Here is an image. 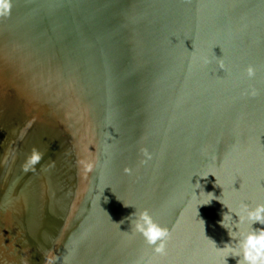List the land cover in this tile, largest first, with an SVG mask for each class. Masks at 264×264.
<instances>
[{"label": "water", "instance_id": "95a60500", "mask_svg": "<svg viewBox=\"0 0 264 264\" xmlns=\"http://www.w3.org/2000/svg\"><path fill=\"white\" fill-rule=\"evenodd\" d=\"M10 3L0 264H237L223 247L264 227V0Z\"/></svg>", "mask_w": 264, "mask_h": 264}, {"label": "clouds", "instance_id": "9594fccd", "mask_svg": "<svg viewBox=\"0 0 264 264\" xmlns=\"http://www.w3.org/2000/svg\"><path fill=\"white\" fill-rule=\"evenodd\" d=\"M10 9V0H0V15L7 14L10 12ZM254 74L255 70L252 67H249L248 75L253 76ZM40 159V153L33 149L32 155L29 157L24 170L27 172L29 170V166H34ZM91 169L92 164H85L86 171H91ZM201 177L206 178L207 176ZM195 185H200V183L197 182ZM210 194L213 196V199H218L214 193ZM193 195H197L195 190ZM244 208L247 211L246 218L252 225L257 222L264 225V203L258 204L255 208H250L248 205H244ZM133 215L137 216L136 220L132 222L134 231L140 233L148 245L154 246L156 253H165L167 240L170 238L169 230L155 221L147 209H144L138 214L134 213ZM224 217L225 215L223 216V220ZM239 219L242 222L245 217L239 216ZM223 220L220 222L222 226H224ZM229 235L233 237L231 231H229ZM213 242L215 243V241ZM238 247L240 251H233L231 249V244H226L223 249L229 250L230 256L239 258L237 260V264H264V227L252 228L250 231L245 233L242 239L238 241ZM46 264H52V261L49 259L46 261Z\"/></svg>", "mask_w": 264, "mask_h": 264}]
</instances>
